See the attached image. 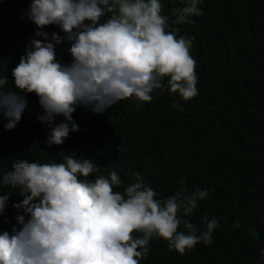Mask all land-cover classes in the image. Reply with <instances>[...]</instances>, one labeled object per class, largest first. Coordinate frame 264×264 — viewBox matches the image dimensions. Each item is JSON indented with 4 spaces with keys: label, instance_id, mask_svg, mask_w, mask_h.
Wrapping results in <instances>:
<instances>
[{
    "label": "clouds",
    "instance_id": "9594fccd",
    "mask_svg": "<svg viewBox=\"0 0 264 264\" xmlns=\"http://www.w3.org/2000/svg\"><path fill=\"white\" fill-rule=\"evenodd\" d=\"M201 2L180 0L173 23H192ZM162 7V0H31L21 20L36 27L12 69V86L0 76L4 129L18 125L32 93L42 109L37 120L49 129V148L79 131L73 120L78 107L99 114L125 99L150 102L164 89L184 101L194 98V38L167 30ZM49 25L59 32L44 31ZM65 41L70 60L63 63L56 49ZM170 107L182 110L177 102ZM57 155L59 161L49 163L16 158L0 173V215L10 194L21 198L12 203L16 223L0 232V264H140L157 237L180 254L211 242L216 217L202 218L204 231L186 219L207 189L188 193L181 180L178 191L159 198L137 176L114 191L122 183L117 171L102 174V166L75 152Z\"/></svg>",
    "mask_w": 264,
    "mask_h": 264
},
{
    "label": "trees",
    "instance_id": "16d2710c",
    "mask_svg": "<svg viewBox=\"0 0 264 264\" xmlns=\"http://www.w3.org/2000/svg\"><path fill=\"white\" fill-rule=\"evenodd\" d=\"M30 2L0 0V76L7 77L9 88L12 69L36 27L27 17L21 20ZM162 5L167 30L194 38L190 55L197 95L184 101L164 89L150 102L125 99L99 114L78 107L73 120L79 131L49 148V129L37 120L42 114L37 97L26 94L28 108L14 129L5 130L7 121L0 117V173L16 158L58 162L57 154L66 151L92 158L102 174L117 171L122 183L114 191L139 176L166 198L183 180L188 193L209 192L186 219L204 231L202 218L216 217L211 242L180 254L157 237L140 264H264V0H202L201 14L184 24L173 23L180 0H162ZM43 30L59 32L53 25ZM67 47L65 41L56 49L63 63L70 60ZM173 102L182 110L170 107ZM20 199L10 194L0 232L16 223L12 203Z\"/></svg>",
    "mask_w": 264,
    "mask_h": 264
}]
</instances>
